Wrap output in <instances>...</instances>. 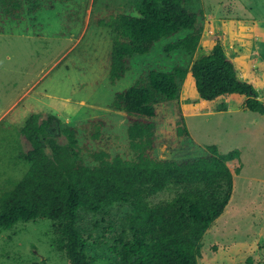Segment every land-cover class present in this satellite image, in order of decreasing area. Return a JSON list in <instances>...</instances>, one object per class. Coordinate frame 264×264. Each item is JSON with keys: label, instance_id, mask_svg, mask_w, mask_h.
Returning <instances> with one entry per match:
<instances>
[{"label": "trees", "instance_id": "1", "mask_svg": "<svg viewBox=\"0 0 264 264\" xmlns=\"http://www.w3.org/2000/svg\"><path fill=\"white\" fill-rule=\"evenodd\" d=\"M54 1L0 0V20L4 15L22 20L25 12ZM192 3L137 0L134 9L99 19L115 31L110 80L123 79L134 57L150 54L163 39L168 40L164 47L168 55L195 53L204 30V13ZM188 75L198 100L238 96L236 106L264 115V100L239 75L222 42L188 66L148 68L130 86L114 93L111 107L128 116L131 155L100 148L90 153L88 161L78 125L63 122L57 115L41 120L40 113L33 112L22 127L32 148L18 147V157L29 162V167L19 180L9 179L11 188L0 191V232L20 221L48 219L53 246L69 264H99L91 254L95 247L103 248L118 264H199L202 238L231 199L234 173L229 160L238 158L240 151L224 153L218 145L209 144L199 155L156 154L159 108L180 99ZM228 106L223 102L222 108ZM55 119L64 125L67 143H60L51 132ZM185 120L179 112L177 132L189 136ZM106 124L104 118L95 117L82 126L91 138L100 140ZM170 188L175 192L172 198L155 201ZM93 226L102 231L92 234ZM246 264L260 262L249 258Z\"/></svg>", "mask_w": 264, "mask_h": 264}, {"label": "rangeland", "instance_id": "2", "mask_svg": "<svg viewBox=\"0 0 264 264\" xmlns=\"http://www.w3.org/2000/svg\"><path fill=\"white\" fill-rule=\"evenodd\" d=\"M136 1L57 0L28 10L22 20L2 17L0 191L11 188L9 179L19 180L29 167V162L18 157V147L21 145L26 151L32 148L22 127L33 112H39L41 120L57 115L63 122L78 125L80 145L88 161L90 153L100 148L131 155L128 116L111 107L114 93L130 86L148 68L188 66L210 52L217 42H222L228 53L239 47L244 50L242 55L249 53V62L237 57L238 66L249 70L253 85L264 99V0H193L192 6L204 13L197 51L168 55L164 49L168 40L163 39L150 54L135 56L127 75L113 83L109 66L115 31L98 20L134 9ZM183 87L179 100L164 102L159 108L160 143L156 154L199 155L209 144L218 145L224 153L240 151L238 158L229 160L234 173L231 199L205 232L198 262L246 264L252 258L255 263L264 264V115L242 109L206 113L215 109L220 100L209 104L198 100L190 75ZM196 106L201 112H193ZM179 112L185 114L191 136L177 132ZM95 117L107 121L100 140L91 138L82 126ZM63 126L55 119L51 132L60 143H67ZM46 150L51 154L49 145ZM238 166L240 171L236 170ZM174 194L173 188L167 189L155 201ZM100 231L101 228L92 227V234ZM53 236L48 219L18 222L0 232V264H69L53 246ZM91 254L99 264H118L101 247H95Z\"/></svg>", "mask_w": 264, "mask_h": 264}, {"label": "crops", "instance_id": "3", "mask_svg": "<svg viewBox=\"0 0 264 264\" xmlns=\"http://www.w3.org/2000/svg\"><path fill=\"white\" fill-rule=\"evenodd\" d=\"M260 27V26H259ZM242 45H243V43H242ZM239 48H241V49H237V50H235L236 52H233V53H228L227 52V49H226V52H227V54H229L233 59H234V61H235V63H236V65H237V67H238V70H239V75L243 78V79H245V80H247V81H249V82H253L252 81V79H250V75L248 74V73H250L249 72V70H247L246 69V67L245 68H242L241 69V67H239L238 66V60H237V57L239 58V60H245V61H247V62H249L250 61V59H251V57H250V55H249V53L248 52H244L245 54L244 55H242L241 53H243V48L242 47H239ZM241 52V53H240ZM238 53H240L243 57H241ZM235 54L236 55H239V56H235ZM249 56V57H248ZM248 69H249V67H247ZM244 72L246 73V75H244ZM253 75V74H252ZM253 84V83H252ZM259 92V91H258ZM259 97L261 98V99H263V96L259 93ZM232 98H234V99H232ZM239 97L238 96H225L224 98H222V99H219L220 100V102H219V105H217V104H215L216 105V108L215 109H209V110H206L205 112L206 113H212V112H216V111H218V112H220V111H231V110H241L242 108H240V107H238V106H236L235 105V103H236V100L238 99ZM232 99V100H231ZM264 100V99H263ZM205 101H207L208 103L207 104H209V103H212V102H214V103H218L217 101L218 100H205ZM223 102H226L229 106H228V108H222V105H223ZM221 105V106H220ZM192 110H194L193 112H195V113H198V112H201L200 110H201V108H200V106H196L194 109H192ZM242 110H244V109H242ZM247 111V110H246Z\"/></svg>", "mask_w": 264, "mask_h": 264}]
</instances>
